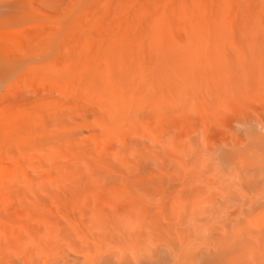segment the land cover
Segmentation results:
<instances>
[{
    "label": "rangeland",
    "instance_id": "1",
    "mask_svg": "<svg viewBox=\"0 0 264 264\" xmlns=\"http://www.w3.org/2000/svg\"><path fill=\"white\" fill-rule=\"evenodd\" d=\"M138 1L0 0V36L46 27L58 36L51 46L66 34L93 44L125 22L135 30ZM243 35L205 44L241 41L261 62L246 73L219 63L211 86L184 82L171 154L157 144L167 126L151 119L123 158L60 161L49 180L31 168L0 222L16 235L0 236V264H264V17ZM92 134L81 136L94 148Z\"/></svg>",
    "mask_w": 264,
    "mask_h": 264
},
{
    "label": "bare ground",
    "instance_id": "2",
    "mask_svg": "<svg viewBox=\"0 0 264 264\" xmlns=\"http://www.w3.org/2000/svg\"><path fill=\"white\" fill-rule=\"evenodd\" d=\"M138 4L143 9L135 30L125 22L93 44L87 36L66 34L51 46L58 36L46 27L0 36V222L11 220L17 187L34 179L31 168L45 170L49 180L60 161L84 156L94 162L93 154L103 161L106 153L123 158L124 151L142 144L139 127L151 119L167 126L157 144L171 154L184 82L221 80L215 78L219 63L246 73L261 62L258 51L241 41H231L229 48L205 42L212 33L244 37L253 19L264 17V0ZM34 9L41 13L46 5ZM236 73L231 83L239 79ZM87 130L94 148L81 136ZM7 233L16 236L0 229V236Z\"/></svg>",
    "mask_w": 264,
    "mask_h": 264
}]
</instances>
